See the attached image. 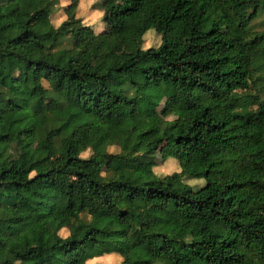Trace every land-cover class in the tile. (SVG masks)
Masks as SVG:
<instances>
[{"label":"trees","instance_id":"obj_1","mask_svg":"<svg viewBox=\"0 0 264 264\" xmlns=\"http://www.w3.org/2000/svg\"><path fill=\"white\" fill-rule=\"evenodd\" d=\"M77 1L0 0V264H264V0H98V30ZM171 94L153 137L127 124Z\"/></svg>","mask_w":264,"mask_h":264},{"label":"rangeland","instance_id":"obj_2","mask_svg":"<svg viewBox=\"0 0 264 264\" xmlns=\"http://www.w3.org/2000/svg\"><path fill=\"white\" fill-rule=\"evenodd\" d=\"M44 0H35L36 5H41ZM68 0H60L61 4L66 3ZM97 1L98 0H78L77 4L75 6V13L76 15L80 16L82 18V21L84 23L91 24L94 30L101 29L102 27V21H101V16H102V8L101 6H97ZM64 14L62 13L61 9L58 8L55 10L52 15H51V21L54 24H57L61 19L64 18ZM8 28L4 31L3 36L7 37L11 34L10 27L15 23V19L12 18L8 21ZM257 29L261 28L260 23L256 25ZM129 36L128 34H126ZM113 37V36H112ZM142 46H155L159 43V34H157L154 29L149 28L147 29L143 36H142ZM130 41V38H129ZM113 48L115 50H123L126 51L128 48L126 47L125 44H121L120 40H113L111 42ZM131 42L129 43V45ZM258 50L255 53L254 59H253V67H254V73L255 76L258 78L259 81L263 82L264 81V36L262 37L259 45H258ZM130 49V48H129ZM167 98H174L177 104L179 105V108L177 105H171L169 108L170 104V99ZM182 110L181 104L175 94H171L168 97H163L160 100V104L157 106L154 116H145L142 120H138V116H135L131 118L132 120H128L127 124L131 127L133 130H139L143 129L146 130V138L153 137L157 132H155V129L153 128L156 124L157 118H165V119H172V118H179L180 117V112ZM155 117V118H154ZM2 148V145L0 144V149ZM173 148V143L171 140H166L160 148L157 150V152L154 155L153 158V165H152V170L156 175H162L164 173H168L173 170L178 169V163L176 158H174L171 154ZM109 151H117L118 147L116 145H109L107 147ZM89 153L88 150H84L81 152L82 156H86ZM117 160L110 158L107 161H104L102 168L103 169H109L111 167H117L118 165L116 164ZM185 182L188 184H201L202 179L198 178H185ZM62 198L64 202L66 203V199L64 197H58ZM56 205L58 208H61L63 206V201L62 200H56ZM62 235L66 233L65 229L59 230ZM36 242L35 237H30L29 240H27L28 244H32ZM93 257L92 259L88 260L87 263H98V264H113L117 262L120 258V255L116 252H109L108 254L101 255L100 258ZM151 264H161L158 260L152 262Z\"/></svg>","mask_w":264,"mask_h":264},{"label":"crops","instance_id":"obj_3","mask_svg":"<svg viewBox=\"0 0 264 264\" xmlns=\"http://www.w3.org/2000/svg\"><path fill=\"white\" fill-rule=\"evenodd\" d=\"M105 254H108V253H104V254H102V255H105ZM96 257V256H95Z\"/></svg>","mask_w":264,"mask_h":264}]
</instances>
